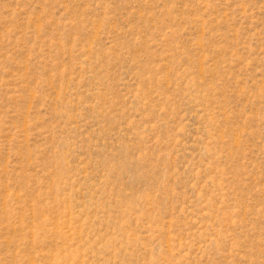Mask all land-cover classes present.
<instances>
[{"label":"rangeland","instance_id":"374dc122","mask_svg":"<svg viewBox=\"0 0 264 264\" xmlns=\"http://www.w3.org/2000/svg\"><path fill=\"white\" fill-rule=\"evenodd\" d=\"M0 264H264V0H0Z\"/></svg>","mask_w":264,"mask_h":264}]
</instances>
